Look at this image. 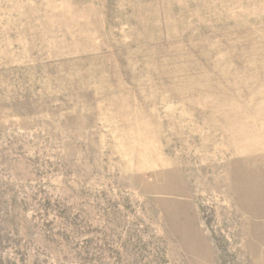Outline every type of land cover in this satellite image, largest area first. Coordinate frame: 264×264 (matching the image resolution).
Here are the masks:
<instances>
[{"label":"rangeland","instance_id":"1","mask_svg":"<svg viewBox=\"0 0 264 264\" xmlns=\"http://www.w3.org/2000/svg\"><path fill=\"white\" fill-rule=\"evenodd\" d=\"M257 176L264 0H0V264H264Z\"/></svg>","mask_w":264,"mask_h":264},{"label":"bare ground","instance_id":"2","mask_svg":"<svg viewBox=\"0 0 264 264\" xmlns=\"http://www.w3.org/2000/svg\"><path fill=\"white\" fill-rule=\"evenodd\" d=\"M254 176H255V175H254ZM260 176H261V175H260ZM255 177H256V176H255ZM257 177L260 179L259 176H257ZM251 178H252V177H251ZM258 178H257V179H258ZM257 179H256V180H257ZM254 180H255V178H254ZM261 180H262V179H260V182H261ZM262 181L264 182V180H262ZM253 182H255V181H253ZM256 183H257V182H256ZM251 184H253V183H251ZM254 186H255V185H254ZM258 187H259V186H258ZM251 190H252V191H251ZM258 190H260V189H258ZM250 191H251V192H249V193H253L255 196H256V193H259V192H260V191H256V189H255V188H252V187H250ZM259 208H261V207H259ZM254 210H255V209H254Z\"/></svg>","mask_w":264,"mask_h":264}]
</instances>
